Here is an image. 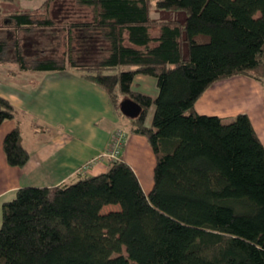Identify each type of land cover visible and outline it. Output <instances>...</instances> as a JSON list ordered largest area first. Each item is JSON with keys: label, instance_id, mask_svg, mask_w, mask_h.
<instances>
[{"label": "trees", "instance_id": "trees-1", "mask_svg": "<svg viewBox=\"0 0 264 264\" xmlns=\"http://www.w3.org/2000/svg\"><path fill=\"white\" fill-rule=\"evenodd\" d=\"M76 2L92 17L72 21L65 55L18 59L22 68H75L120 113L123 98L137 102L130 132L153 150V185L145 193L119 158L60 185L19 187L2 205L0 264H264V146L246 113L224 122L194 108L217 80H264V0H155L183 20L151 18V0ZM32 14L11 16L29 29ZM137 74L156 78L154 98L133 89ZM15 115L0 95V124ZM2 145L10 165L25 164L18 126Z\"/></svg>", "mask_w": 264, "mask_h": 264}, {"label": "crops", "instance_id": "crops-1", "mask_svg": "<svg viewBox=\"0 0 264 264\" xmlns=\"http://www.w3.org/2000/svg\"><path fill=\"white\" fill-rule=\"evenodd\" d=\"M23 69L37 80L34 92L29 93L32 95L21 96L16 88L8 94L0 92L16 111L14 118L0 124V225L2 205L14 197L19 187L55 186L75 180L79 172L94 175L105 171L109 165L105 159L90 162L84 170L80 168L108 145L116 128H124L118 126L123 114L111 105L105 91L82 78L75 68ZM194 108L224 122L246 113L264 146V80L248 75L217 80L203 91ZM15 126L20 128L22 145L29 152L23 166L10 165L3 150L4 135ZM130 126L128 123L124 128L127 136L120 157L148 193L153 185L155 156L146 137L131 133Z\"/></svg>", "mask_w": 264, "mask_h": 264}, {"label": "rangeland", "instance_id": "rangeland-1", "mask_svg": "<svg viewBox=\"0 0 264 264\" xmlns=\"http://www.w3.org/2000/svg\"><path fill=\"white\" fill-rule=\"evenodd\" d=\"M44 0H0V39L4 42V59L0 61V92L8 94L10 89H17L21 96L34 92V85L37 80L30 77L21 66V56L28 66L32 59L39 58H61L66 53V35L72 21L91 19V8L79 5L76 0H48L46 5L40 6ZM155 0H151L149 15L155 20L180 19L183 20L186 14L183 10L159 9L156 8ZM33 10L34 25L29 29L18 27L16 20L11 16L16 11ZM51 19L52 26H45L43 21ZM75 43L77 30L69 29ZM158 31L152 29L153 35ZM18 50V52H17ZM20 54V55H19ZM133 88L141 92L155 96L158 94L156 78L150 75H136ZM30 88V90H29ZM21 91V92H20ZM24 91H27L24 92ZM154 98V97H153ZM155 105L149 107L146 124L150 125L153 118ZM123 120L118 126L128 127L130 118L122 115ZM27 128H24L26 130ZM49 182V181H47ZM47 182L45 184H47ZM50 184V183H48Z\"/></svg>", "mask_w": 264, "mask_h": 264}, {"label": "built area", "instance_id": "built-area-1", "mask_svg": "<svg viewBox=\"0 0 264 264\" xmlns=\"http://www.w3.org/2000/svg\"><path fill=\"white\" fill-rule=\"evenodd\" d=\"M126 136H127V131L124 128H116L110 136L108 145L96 157H94L93 159L82 165L80 169L81 170L86 169L90 165V162L92 161H98L102 159L110 161L121 158L120 154Z\"/></svg>", "mask_w": 264, "mask_h": 264}, {"label": "water", "instance_id": "water-1", "mask_svg": "<svg viewBox=\"0 0 264 264\" xmlns=\"http://www.w3.org/2000/svg\"><path fill=\"white\" fill-rule=\"evenodd\" d=\"M121 113L129 118L137 117L141 112V106L130 98H123L119 103Z\"/></svg>", "mask_w": 264, "mask_h": 264}]
</instances>
